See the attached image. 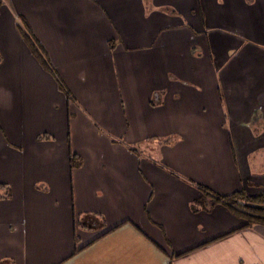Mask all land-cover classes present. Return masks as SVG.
I'll list each match as a JSON object with an SVG mask.
<instances>
[{
  "label": "crops",
  "instance_id": "obj_1",
  "mask_svg": "<svg viewBox=\"0 0 264 264\" xmlns=\"http://www.w3.org/2000/svg\"><path fill=\"white\" fill-rule=\"evenodd\" d=\"M170 2L0 0V264H264V223L193 209L264 189V0Z\"/></svg>",
  "mask_w": 264,
  "mask_h": 264
},
{
  "label": "trees",
  "instance_id": "obj_2",
  "mask_svg": "<svg viewBox=\"0 0 264 264\" xmlns=\"http://www.w3.org/2000/svg\"><path fill=\"white\" fill-rule=\"evenodd\" d=\"M16 26L22 39L29 47L31 53L39 61L41 66L51 74H55L45 48L33 34L32 30L22 16H19ZM156 139H158L161 144H170L172 143L171 141H173L174 137H159ZM112 140L113 142L117 141L114 138H112ZM132 150L135 152L137 151L135 148ZM69 162L71 167L80 166L81 158L77 154H71ZM197 187L201 192V196L194 204L193 209L195 211L199 208L210 209L216 204H221L228 208L236 216L244 219L246 221L245 225L264 223V189L255 194H249L242 188L229 194L220 195L214 193L205 186L197 184ZM0 189L5 190L4 195H1L0 198L2 196L9 195V188L5 184L0 183ZM76 223L80 228L94 230L103 226L104 218L100 213L87 212L83 215H79L76 218Z\"/></svg>",
  "mask_w": 264,
  "mask_h": 264
},
{
  "label": "rangeland",
  "instance_id": "obj_3",
  "mask_svg": "<svg viewBox=\"0 0 264 264\" xmlns=\"http://www.w3.org/2000/svg\"><path fill=\"white\" fill-rule=\"evenodd\" d=\"M171 1L170 7H177L178 10L181 12L182 17L181 18H185L192 26H194L195 28H200L202 23L201 20L198 16L196 15H191L190 13V9L192 7H196V0H168ZM150 147L148 146V144L145 145V147L143 146H139L138 147V151L141 152H145L148 153L150 150ZM256 189V188H254ZM260 190H257V192H259ZM256 190H252V193H257Z\"/></svg>",
  "mask_w": 264,
  "mask_h": 264
}]
</instances>
